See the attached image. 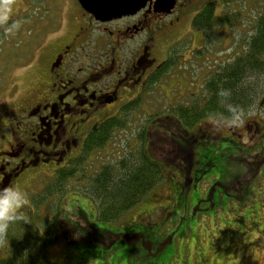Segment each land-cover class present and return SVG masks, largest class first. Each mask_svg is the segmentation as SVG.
Instances as JSON below:
<instances>
[{
    "label": "rangeland",
    "instance_id": "obj_1",
    "mask_svg": "<svg viewBox=\"0 0 264 264\" xmlns=\"http://www.w3.org/2000/svg\"><path fill=\"white\" fill-rule=\"evenodd\" d=\"M68 1L50 0L44 11L43 0H12L9 23L19 27L9 33L0 25V121L32 97L29 90L37 74L29 65L46 59L42 48L47 39L72 36L77 18ZM207 2L217 23L203 30L193 18ZM182 8L164 18L168 27L156 44V62L171 58L169 69L143 92L130 94L117 110L107 107L120 125L102 147L81 159L91 175L144 147L160 163L164 179L117 219L105 222L95 218L94 201L82 190L85 178L68 182L56 213L53 209L49 214L60 220V227L37 264H264L263 73L251 81L258 93L243 116L202 117L190 126L177 122L176 129L178 115L172 112L179 105L205 104L207 77L246 49L254 19L264 14V0H184ZM128 46L132 48L130 42ZM233 119L235 123H227ZM204 158L218 161L194 183ZM188 159L191 173L178 170ZM52 169L51 164L38 166L22 179L24 208L28 196L43 190ZM185 177L191 179L186 183ZM39 211L49 213L45 205Z\"/></svg>",
    "mask_w": 264,
    "mask_h": 264
},
{
    "label": "flooded vegetation",
    "instance_id": "obj_2",
    "mask_svg": "<svg viewBox=\"0 0 264 264\" xmlns=\"http://www.w3.org/2000/svg\"><path fill=\"white\" fill-rule=\"evenodd\" d=\"M155 1L146 0L133 14L110 20L96 19L79 0L68 1L77 18L72 36L67 41L47 39L42 48L46 59L38 56L29 65L37 74L29 90L32 97L0 121V132L5 130L0 133V186L19 188L38 166L51 164L54 173L67 165L88 134L114 117L108 106L117 110L130 94L156 81L154 73L167 61L156 62L155 55L158 40L165 36L162 29L168 27L164 18L183 10L184 0H173L168 12L155 9ZM47 3L43 0L44 11ZM183 167L178 170L191 173L192 161Z\"/></svg>",
    "mask_w": 264,
    "mask_h": 264
},
{
    "label": "trees",
    "instance_id": "obj_3",
    "mask_svg": "<svg viewBox=\"0 0 264 264\" xmlns=\"http://www.w3.org/2000/svg\"><path fill=\"white\" fill-rule=\"evenodd\" d=\"M216 23L210 5L202 6L193 18V24L203 30ZM251 31L250 40L242 54L233 56L228 63L219 66L207 77L204 85V105L173 107L172 112L178 115L174 126L177 122L190 126L202 117L230 119L236 115L243 116L253 107L258 92L250 85L251 81L259 72L264 75V14H258L254 19ZM170 59L168 57L161 71L154 73L155 79L169 69ZM114 119H108L92 130L84 139L74 160L56 169L43 190L28 196L29 204L23 208L28 222L10 224L7 231L0 234V264H37L40 252L54 241L60 227V220L58 222L56 216L54 218L49 214L53 209L54 214L56 213L57 200H60L68 182L74 178L83 177L87 181L83 186L85 189L82 186L81 188L94 201L95 218L101 222L117 219L137 203L157 181L164 179L160 163L147 155L144 147L136 156L129 158L124 155L115 165H101L91 175L86 174L81 159L87 152L102 147L108 141L112 128L120 125ZM203 156L204 154L199 155L201 159ZM128 159L131 160L127 161ZM216 161L218 160L215 158H204L203 164L198 166L200 173L197 174L196 171L194 175V183ZM189 179L191 177H185L184 181L187 183ZM42 205L47 207V215L40 213L39 208ZM64 236L68 237L67 232Z\"/></svg>",
    "mask_w": 264,
    "mask_h": 264
},
{
    "label": "clouds",
    "instance_id": "obj_4",
    "mask_svg": "<svg viewBox=\"0 0 264 264\" xmlns=\"http://www.w3.org/2000/svg\"><path fill=\"white\" fill-rule=\"evenodd\" d=\"M11 8L12 0H0V25H5V30L9 33L19 27L15 21L9 23ZM227 123H235V120H229ZM26 203V194L17 186H0V234L5 233L10 224L28 222V217L23 211Z\"/></svg>",
    "mask_w": 264,
    "mask_h": 264
},
{
    "label": "water",
    "instance_id": "obj_5",
    "mask_svg": "<svg viewBox=\"0 0 264 264\" xmlns=\"http://www.w3.org/2000/svg\"><path fill=\"white\" fill-rule=\"evenodd\" d=\"M79 2L96 19L109 20L133 14L145 4L146 0H79ZM173 4V0H156L154 7L168 12Z\"/></svg>",
    "mask_w": 264,
    "mask_h": 264
}]
</instances>
